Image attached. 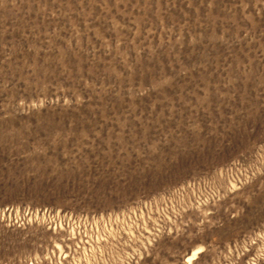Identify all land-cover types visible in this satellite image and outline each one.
Wrapping results in <instances>:
<instances>
[{"label":"rangeland","instance_id":"374dc122","mask_svg":"<svg viewBox=\"0 0 264 264\" xmlns=\"http://www.w3.org/2000/svg\"><path fill=\"white\" fill-rule=\"evenodd\" d=\"M0 264H264V0H0Z\"/></svg>","mask_w":264,"mask_h":264}]
</instances>
